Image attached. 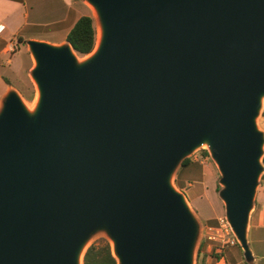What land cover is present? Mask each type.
Returning a JSON list of instances; mask_svg holds the SVG:
<instances>
[{
	"label": "water",
	"instance_id": "water-1",
	"mask_svg": "<svg viewBox=\"0 0 264 264\" xmlns=\"http://www.w3.org/2000/svg\"><path fill=\"white\" fill-rule=\"evenodd\" d=\"M97 39L27 40L28 106L0 99V264H195L200 223L173 177L206 147L245 263L263 172L264 0H83Z\"/></svg>",
	"mask_w": 264,
	"mask_h": 264
},
{
	"label": "crops",
	"instance_id": "crops-1",
	"mask_svg": "<svg viewBox=\"0 0 264 264\" xmlns=\"http://www.w3.org/2000/svg\"><path fill=\"white\" fill-rule=\"evenodd\" d=\"M83 16H90V10L83 0H0V69L9 68L14 75L21 71L28 77L32 60L26 45H19L17 39L62 44ZM11 42L16 45L13 54H9ZM19 54H27L30 64L19 65L13 71ZM4 79L9 80L0 73V81L4 84L0 99L10 87ZM249 233L253 235L249 246L254 257L252 264H264V189L258 193L255 210L250 216ZM228 251L224 254L225 260L215 262L209 257L206 264H244L243 256L241 258L235 249Z\"/></svg>",
	"mask_w": 264,
	"mask_h": 264
},
{
	"label": "rangeland",
	"instance_id": "rangeland-1",
	"mask_svg": "<svg viewBox=\"0 0 264 264\" xmlns=\"http://www.w3.org/2000/svg\"><path fill=\"white\" fill-rule=\"evenodd\" d=\"M88 7V6H87ZM89 8V7H88ZM90 10V16L93 18V12ZM94 21V19H93ZM95 26V33L96 25ZM97 36L95 35V42ZM16 51V47L13 48L12 51L9 50V54H13ZM28 65L30 64V59L27 54H19L17 59L15 60L14 66L12 70L18 68L19 65ZM0 73L6 78H8L9 86L16 88L23 99L25 100L28 106H31L33 101L35 100V88L27 74L21 71L16 75L11 73V69L5 68L0 69ZM4 88V84L0 81V91ZM32 96V97H31ZM31 97V98H29ZM257 125L260 131L264 133V101L262 105V109L260 115L257 118ZM203 151L207 152L206 147H202L196 150L189 158L191 161L197 165L196 172L193 171L188 177L183 174L182 178L177 179V174L180 170L176 172L173 177V184L175 188L183 193L187 199L188 205L191 208L192 212L196 216L197 220L200 223V237L198 240V245L196 249V257L195 264H198L200 259H198V255L202 256L205 254L206 256L210 255L211 252L218 253L226 248H235L236 245H231L230 241L233 239L232 233H224L221 230L219 225V219L224 217V208L223 204L218 198V191L220 190V186L218 184V180L220 175L218 170L211 160L208 152L207 156L203 155ZM263 164V163H262ZM264 164H263V172L261 173L259 179V185L257 188L255 205L252 213L255 210L257 203L258 193L264 189ZM176 180L178 184L176 183ZM251 213V214H252ZM252 233L248 234V242L250 246V241L252 237ZM103 241L108 242L106 237L103 234H98L94 236L90 242V244H99ZM202 244V249L198 252V248ZM240 248V247H239ZM251 249V248H250ZM241 250V249H240ZM243 256V254H242ZM209 260V257L206 258ZM208 262V261H207Z\"/></svg>",
	"mask_w": 264,
	"mask_h": 264
},
{
	"label": "trees",
	"instance_id": "trees-1",
	"mask_svg": "<svg viewBox=\"0 0 264 264\" xmlns=\"http://www.w3.org/2000/svg\"><path fill=\"white\" fill-rule=\"evenodd\" d=\"M95 35L96 33L93 18L91 16H83L75 23L73 28L68 33L66 42H68L72 46L73 50L79 56H84L89 54L93 50L95 45ZM25 42L26 41L20 37L17 39V43L19 45H25ZM4 82L7 85H10L5 79ZM203 155L207 156V152L203 151ZM262 162L264 164V156ZM196 167L197 165H195L190 158L184 160L177 174V179H181L183 177V174L188 177L187 175H190L191 173H193V171L196 172ZM176 183L178 184L177 180ZM201 249L202 244H200L198 252H200ZM233 249H235L242 258V251L240 250L239 246L236 245V247ZM228 252V248H226L218 253L211 252V254L208 256H206L205 254H203L202 256L198 255V259H200L198 264H206L207 257H210L215 262L219 261L220 259L225 260L224 254H227ZM243 263L246 264L245 262ZM83 264H116V261L111 255L108 242L103 241L102 243L96 245L91 244V246L87 249L83 256Z\"/></svg>",
	"mask_w": 264,
	"mask_h": 264
},
{
	"label": "built area",
	"instance_id": "built-area-1",
	"mask_svg": "<svg viewBox=\"0 0 264 264\" xmlns=\"http://www.w3.org/2000/svg\"><path fill=\"white\" fill-rule=\"evenodd\" d=\"M1 31H2V27L0 26V33H1ZM14 47H16V45L13 44V43L11 42L9 50L12 51ZM219 225H220V227H221V230H222L224 233H226V234H228V233H232V232H231V229H230V227H229V225H228V223L226 222V220H225L224 217H222V218L219 219ZM230 244H231V245L237 244V241H236V239H235L234 236H233V239L230 241Z\"/></svg>",
	"mask_w": 264,
	"mask_h": 264
},
{
	"label": "bare ground",
	"instance_id": "bare-ground-1",
	"mask_svg": "<svg viewBox=\"0 0 264 264\" xmlns=\"http://www.w3.org/2000/svg\"><path fill=\"white\" fill-rule=\"evenodd\" d=\"M96 36H97V33H96Z\"/></svg>",
	"mask_w": 264,
	"mask_h": 264
}]
</instances>
